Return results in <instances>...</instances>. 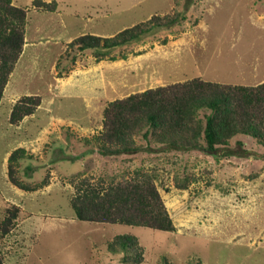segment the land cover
<instances>
[{
    "label": "rangeland",
    "instance_id": "obj_1",
    "mask_svg": "<svg viewBox=\"0 0 264 264\" xmlns=\"http://www.w3.org/2000/svg\"><path fill=\"white\" fill-rule=\"evenodd\" d=\"M51 2L52 0H45ZM55 12L33 0L27 9L24 52L0 106V217L17 205L11 233L0 238L5 264H126L107 243L133 233L144 246L141 264H264V146L238 136L231 148L247 153L170 149L142 137L135 153L103 156L85 137L103 129V110L112 100L194 77L256 85L264 82V0H57ZM180 11L186 20L125 48L127 58L98 61L93 51L69 46L92 33L112 36L149 19ZM168 37V42L161 41ZM61 73L63 76H60ZM42 104L18 125L9 121L24 95ZM24 147L33 155L22 175L36 191L15 186L8 158ZM30 163L32 170L26 168ZM142 168L155 173L174 232L74 218L70 199L85 177L95 185L119 181ZM188 177L187 189L176 177Z\"/></svg>",
    "mask_w": 264,
    "mask_h": 264
},
{
    "label": "trees",
    "instance_id": "obj_2",
    "mask_svg": "<svg viewBox=\"0 0 264 264\" xmlns=\"http://www.w3.org/2000/svg\"><path fill=\"white\" fill-rule=\"evenodd\" d=\"M15 0H0V106L10 76L24 52L27 9L14 4ZM41 9L55 12L59 2L33 0ZM186 17L180 11L164 15L153 14L149 19L126 27L112 36L87 33L76 37L69 46L73 61L79 51H93L98 61L127 58L124 50L133 43H139L150 34L172 29L182 24ZM168 37L162 43L168 42ZM60 76H63L59 73ZM42 104L39 94L24 95L12 107L9 121L18 125L25 117L32 116ZM103 129L93 137L83 140L93 145L101 155L113 156L135 153L142 137L165 147L180 151L202 150L216 156L224 151L229 155L247 153L244 144H237L242 150L231 148L232 140L238 136L255 139L264 146V82L256 85L225 83L194 77L124 98L110 101L103 110ZM33 155L26 148L14 150L8 158L10 181L25 191H36L49 183V175L40 183L26 180L22 175L24 162H30ZM25 169L32 170L30 163ZM155 173L142 168L132 176L106 183L101 179L95 185L88 178L81 180L70 199L74 218L80 221L103 224L137 226L152 230L174 232L176 226L160 194ZM188 177H176V184L187 189ZM0 217V238L3 239L15 227L20 208L17 205L6 208ZM114 254L123 253L121 260L126 264H141L144 246L138 235L118 234L107 243ZM0 264H5L0 253ZM163 264H170L167 259ZM194 264H203L197 261Z\"/></svg>",
    "mask_w": 264,
    "mask_h": 264
}]
</instances>
